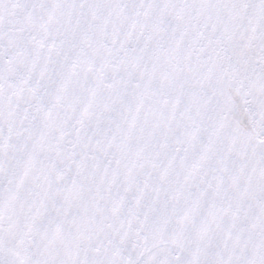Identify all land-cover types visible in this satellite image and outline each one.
<instances>
[{
    "label": "snow or ice",
    "instance_id": "obj_1",
    "mask_svg": "<svg viewBox=\"0 0 264 264\" xmlns=\"http://www.w3.org/2000/svg\"><path fill=\"white\" fill-rule=\"evenodd\" d=\"M0 264H264V0H0Z\"/></svg>",
    "mask_w": 264,
    "mask_h": 264
}]
</instances>
